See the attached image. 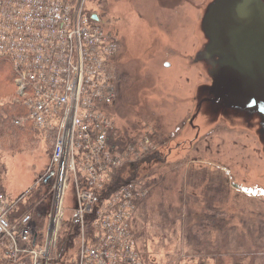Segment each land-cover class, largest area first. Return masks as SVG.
I'll list each match as a JSON object with an SVG mask.
<instances>
[{
	"label": "built area",
	"instance_id": "2783aa9c",
	"mask_svg": "<svg viewBox=\"0 0 264 264\" xmlns=\"http://www.w3.org/2000/svg\"><path fill=\"white\" fill-rule=\"evenodd\" d=\"M87 2L0 0V56L13 63L16 100L28 109L26 119L54 138L48 168L54 177L53 200L41 239L30 213L10 223L14 204L0 194V251L13 264H23L26 257L32 264H53L69 181L76 187L74 211L82 229L70 264H143L131 220L145 190L127 182L97 207L94 203L93 191L110 182L123 161L109 149L112 123L103 111L115 94L111 66L116 42L92 19ZM78 172L88 189H82ZM89 212L95 217L91 241L84 228Z\"/></svg>",
	"mask_w": 264,
	"mask_h": 264
},
{
	"label": "rangeland",
	"instance_id": "374dc122",
	"mask_svg": "<svg viewBox=\"0 0 264 264\" xmlns=\"http://www.w3.org/2000/svg\"><path fill=\"white\" fill-rule=\"evenodd\" d=\"M203 2L204 0L87 2L92 16L95 15L91 10L93 8L103 11L102 19L97 22L116 42L111 66L115 94L108 105H114L112 115L118 131L126 132L129 136L138 134L136 140L143 138L144 144L137 158L153 151L159 153V147L183 128L185 119L171 117L159 103L162 86L169 79L168 72L162 71V63L171 61L173 53L169 50L167 56L162 58L160 47L169 39H174L179 44H189L199 17V7ZM116 68L122 77L118 92ZM158 78H162L163 82L160 92L155 88ZM134 124L138 126L132 127ZM153 133H156L157 141L153 140ZM46 134L35 135L34 140H39L22 147L23 150H1L2 160L7 167L4 188L10 200L25 193L49 168L50 148L49 143L45 142ZM227 135L233 134L224 127H217L205 135L182 161H166L163 155L162 162H150L146 180L152 183L147 188L148 193L137 216L141 232L137 240L138 247L147 264H194L199 254H203L205 248L211 249L215 243L228 246V252L231 253L247 251L244 249L248 243L245 233L248 226L245 228V223L252 227L257 222L256 213L264 211V190L248 187L237 176L231 177L226 170L215 164V161L224 159L220 143ZM227 140L228 138L224 141ZM140 146L138 143V147ZM163 153L166 155L165 149ZM159 156L161 157L160 153ZM232 183H237L247 191L234 188ZM215 192L219 194L213 195ZM212 198L218 216L215 215L213 206L206 204V199ZM76 206V187L69 181L68 188L64 191L62 218L67 219L68 215L73 214ZM222 218L225 219L217 225V221ZM216 247L220 249V246ZM222 259L224 264H231L225 254ZM210 264H214V261L210 260Z\"/></svg>",
	"mask_w": 264,
	"mask_h": 264
},
{
	"label": "water",
	"instance_id": "95a60500",
	"mask_svg": "<svg viewBox=\"0 0 264 264\" xmlns=\"http://www.w3.org/2000/svg\"><path fill=\"white\" fill-rule=\"evenodd\" d=\"M199 12L189 44L169 39L159 45L163 57L173 52L162 63L169 79L163 84L160 78L159 103L171 117L185 119L159 153L182 161L205 135L224 127L233 135L221 141L224 159L215 164L264 190V0H204Z\"/></svg>",
	"mask_w": 264,
	"mask_h": 264
},
{
	"label": "trees",
	"instance_id": "16d2710c",
	"mask_svg": "<svg viewBox=\"0 0 264 264\" xmlns=\"http://www.w3.org/2000/svg\"><path fill=\"white\" fill-rule=\"evenodd\" d=\"M90 1V0H89ZM115 70L116 76V92L120 85V73L117 68ZM16 73L14 71L12 61L7 57L0 56V194L4 195L11 203L13 208L8 213V219L10 223H15L16 220L22 217L26 213H30L33 216L36 225L37 239L45 233L47 227L48 215L51 209L53 200V183L54 177L52 176L47 182L45 179L51 173L46 169L44 175L32 185L25 193L16 199L10 200L7 192L4 188V182L6 180L7 167L2 160L1 150H8L16 152L23 150L22 147L27 146L37 140H34L35 135L43 136L46 134L44 131L34 127L33 124L26 119L28 116V109L16 100V85H15ZM114 105H104L103 111L112 123V128L109 131V149L113 153H118L122 157V164L119 167L114 168L111 174L110 182L106 183L102 189H96L94 193L95 207L110 198L118 189L125 185L127 182L134 181L139 184L142 189L145 190L147 195L148 187L152 181H147L148 169L150 162H162L163 158L159 156L158 151H153L146 155H139L142 149L144 140L142 137L137 138V135L129 136L126 132H121L116 129L114 124V117L112 115ZM24 118L21 124H16L15 120ZM138 126V124L132 125V127ZM128 134V135H127ZM169 135H166L168 138ZM142 138V139H141ZM53 135L46 134V143H49V164L51 162V154L53 148ZM41 140V139H40ZM153 140L157 141L156 133H153ZM138 143L141 144L138 147ZM137 145V146H136ZM138 150H137V148ZM137 158V160H136ZM158 164V163H156ZM79 181L82 189H88L85 176L78 172ZM212 190V189H208ZM217 191V190H212ZM218 192L213 195H218ZM144 199V198H143ZM143 199L136 201L135 213L131 220V228L135 240L138 246V239L141 232H139V225L137 222V216L139 207ZM206 204L209 207L214 208L215 215V201L212 198L206 199ZM208 210V209H207ZM209 211V210H208ZM264 211L257 212V222L252 227L245 223V233L247 237L248 246H244V252H228V246L223 247L222 244H218L206 249L203 254H199L198 260L194 264H210V260L214 261V264H224L222 256L231 260V264H264ZM214 217V215H213ZM94 214L89 212L86 214L84 220V228L87 238L91 241L93 237V220ZM218 218V217H217ZM225 218L219 219L217 225L221 224ZM214 223V222H213ZM81 223L79 217L75 211L73 214L68 215L67 219H63L61 222L58 237L54 249L53 264H70L71 260L75 258L79 250V240L81 238ZM244 233V232H243ZM251 243V245H250ZM216 246H220V249ZM139 253L142 258L143 264H147L143 257L142 251L139 249ZM222 251H225L222 253ZM23 264H32L31 258L26 257L22 260ZM0 264H13L11 260L7 259L4 251H0Z\"/></svg>",
	"mask_w": 264,
	"mask_h": 264
},
{
	"label": "flooded vegetation",
	"instance_id": "af4514ba",
	"mask_svg": "<svg viewBox=\"0 0 264 264\" xmlns=\"http://www.w3.org/2000/svg\"><path fill=\"white\" fill-rule=\"evenodd\" d=\"M186 2H188V0H186ZM91 10H93L94 11V14H95V16L97 17V19L100 21L101 19H102V16L104 15V13H103V11L102 10H100L99 8H93V9H91ZM103 13V14H102ZM196 14H197V11H196ZM198 14H199V11H198ZM197 16V15H196ZM195 21V20H194ZM194 21H193V23H194ZM162 58H163V55H162ZM158 82V83H157ZM161 86V83H160V79L158 78V81H157V79H156V89L160 92V87Z\"/></svg>",
	"mask_w": 264,
	"mask_h": 264
}]
</instances>
